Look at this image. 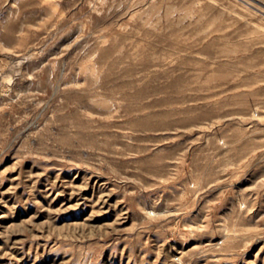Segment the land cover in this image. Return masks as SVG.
<instances>
[{
  "label": "rangeland",
  "instance_id": "rangeland-1",
  "mask_svg": "<svg viewBox=\"0 0 264 264\" xmlns=\"http://www.w3.org/2000/svg\"><path fill=\"white\" fill-rule=\"evenodd\" d=\"M0 264H264V0H0Z\"/></svg>",
  "mask_w": 264,
  "mask_h": 264
},
{
  "label": "bare ground",
  "instance_id": "bare-ground-1",
  "mask_svg": "<svg viewBox=\"0 0 264 264\" xmlns=\"http://www.w3.org/2000/svg\"><path fill=\"white\" fill-rule=\"evenodd\" d=\"M8 63V62H7Z\"/></svg>",
  "mask_w": 264,
  "mask_h": 264
}]
</instances>
